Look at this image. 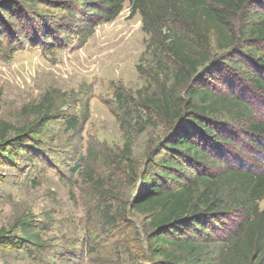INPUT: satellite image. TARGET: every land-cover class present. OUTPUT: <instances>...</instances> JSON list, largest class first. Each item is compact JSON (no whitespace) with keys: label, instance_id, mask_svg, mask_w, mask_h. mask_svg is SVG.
Segmentation results:
<instances>
[{"label":"trees","instance_id":"16d2710c","mask_svg":"<svg viewBox=\"0 0 264 264\" xmlns=\"http://www.w3.org/2000/svg\"><path fill=\"white\" fill-rule=\"evenodd\" d=\"M126 1L131 15L140 14L149 37L147 51L155 62L150 72L159 81L163 74L136 98V107L160 117L166 131L148 149L144 163L133 156L128 134L116 151L88 141L81 152V131L89 119V101L82 92L72 94L75 104L66 99L62 106L47 95L35 124L13 137L6 138L5 127L0 158L10 161L20 154L34 160L51 146L69 149L72 158H64L68 179L78 173L102 203H115L105 209L93 206L102 226L118 228L125 212L142 216L153 264H264V167L259 169L260 159L254 165L245 162L241 148L246 142L264 151V117L256 114L252 99L229 85L231 71L264 95V0H72V5L0 0V59L39 47L51 52L70 37L83 43L101 18L113 20ZM65 4L61 21L50 20L39 8ZM215 45L230 51L216 56ZM119 100L126 118L131 100L122 94ZM233 124L243 131L235 133ZM120 125L124 129L126 121ZM31 221L20 219L13 244L17 249L32 245L28 259L45 246Z\"/></svg>","mask_w":264,"mask_h":264},{"label":"rangeland","instance_id":"374dc122","mask_svg":"<svg viewBox=\"0 0 264 264\" xmlns=\"http://www.w3.org/2000/svg\"><path fill=\"white\" fill-rule=\"evenodd\" d=\"M64 1L73 4L72 0ZM65 6L39 8L50 20L61 21L65 20ZM260 8L264 11V2ZM148 38L142 30L140 14L131 15L130 3L126 1L113 20L101 18L83 43L70 37L67 45L51 52L39 47L16 51L7 61L0 59V132L9 128L4 132L9 138L35 124L41 113L39 106L46 103L47 95L62 106L66 99L75 104L72 94L82 92L89 101V119L81 131V152L88 141L116 151L128 134L132 154L143 164L148 149L166 133L160 117L147 116L136 107L139 94L163 79L162 73L159 81L150 72L155 69V62L151 51H147ZM261 48L264 51V42ZM229 51L213 47L216 56ZM230 73L234 79L229 85L252 99L256 114L263 118L264 95L254 91L242 76L239 80L238 75ZM119 94L131 100L125 105L130 113L126 118L121 115ZM75 108L80 109L78 104ZM123 119L127 124L124 129L120 125ZM243 129L239 124L231 127L235 133ZM261 141L264 144V139ZM241 145L245 162L254 165L260 159L258 167H264V151L259 152L246 142ZM252 149L257 153H249ZM45 151L34 160H26L20 154L10 161L0 158V240L8 242L0 245V264H153L155 260L143 237L142 216L125 212L127 218L118 228L102 226L93 206L105 209L107 204L115 207V203H102L78 173L68 179L64 158H72L69 149L51 146L48 154ZM122 194L125 201L128 192L123 189ZM260 206H264V200ZM23 216L30 217L45 244L32 259H28L34 250L32 245L13 247Z\"/></svg>","mask_w":264,"mask_h":264}]
</instances>
